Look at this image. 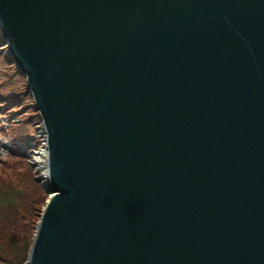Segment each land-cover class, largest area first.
<instances>
[{"label": "water", "instance_id": "95a60500", "mask_svg": "<svg viewBox=\"0 0 264 264\" xmlns=\"http://www.w3.org/2000/svg\"><path fill=\"white\" fill-rule=\"evenodd\" d=\"M45 126L23 264H264V0H0Z\"/></svg>", "mask_w": 264, "mask_h": 264}, {"label": "rangeland", "instance_id": "374dc122", "mask_svg": "<svg viewBox=\"0 0 264 264\" xmlns=\"http://www.w3.org/2000/svg\"><path fill=\"white\" fill-rule=\"evenodd\" d=\"M4 41L0 35V91L4 94H11L12 91L25 92V76L9 58L8 46ZM5 83L15 86L9 89ZM4 102L0 98V242L3 229L10 232L16 226L17 231L20 230V215L26 208L30 209L32 217L35 216L33 221L37 224L48 197V192L43 191L34 180L36 170L42 172L44 168L34 164V158L39 156L37 151L43 147L44 134L32 95L27 97L24 94L14 104L1 107ZM18 191L21 193L20 205L16 195ZM10 200H13V206L7 204ZM0 264L4 262L0 260Z\"/></svg>", "mask_w": 264, "mask_h": 264}, {"label": "trees", "instance_id": "16d2710c", "mask_svg": "<svg viewBox=\"0 0 264 264\" xmlns=\"http://www.w3.org/2000/svg\"><path fill=\"white\" fill-rule=\"evenodd\" d=\"M5 85L9 89L15 86V85H10L9 83H5ZM23 92L24 91H21V92L12 91L11 94L5 95L3 92L0 91V98H3V100H5V102L3 103L4 106H1V107L8 106L9 104H14V102H17L18 100L22 99V95L24 96V94L27 95V97H29V94H28L29 92H27V90H25L24 93ZM34 180L43 189L40 182H38L35 179V176H34ZM43 191L45 190L43 189ZM16 195L19 197V200H20V195H21L20 191H18ZM7 204L10 206H13L14 202L13 200H10L7 202ZM20 204H21V200H20L19 205ZM35 215H36V212H35ZM34 218L35 216L32 217L30 213V209L26 208L25 212H23L20 215V226H19L20 230L19 231H17L16 226L13 227L10 232L6 231L5 229L2 230L1 232L2 241L0 242V260L4 262V264H18V263H22L26 259L29 247L32 243L33 234L35 230L36 223L35 221H33ZM15 221L16 219H14V222ZM13 256H16V258L13 259L12 258Z\"/></svg>", "mask_w": 264, "mask_h": 264}, {"label": "bare ground", "instance_id": "6f19581e", "mask_svg": "<svg viewBox=\"0 0 264 264\" xmlns=\"http://www.w3.org/2000/svg\"><path fill=\"white\" fill-rule=\"evenodd\" d=\"M42 127H43V125H42ZM44 134H46L45 132H44ZM47 151H48V148L47 147H43L41 150H39L38 151V153H39V156L38 157H36V162H37V164H39V165H43V174H45L46 173V167L44 166V164L46 163V161H45V158H44V156H45V153H47ZM40 167V166H39ZM46 190V189H45Z\"/></svg>", "mask_w": 264, "mask_h": 264}]
</instances>
